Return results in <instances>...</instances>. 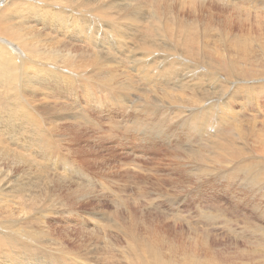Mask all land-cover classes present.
I'll list each match as a JSON object with an SVG mask.
<instances>
[{"label":"rangeland","instance_id":"374dc122","mask_svg":"<svg viewBox=\"0 0 264 264\" xmlns=\"http://www.w3.org/2000/svg\"><path fill=\"white\" fill-rule=\"evenodd\" d=\"M228 1L230 0H167L169 4L168 3L164 4V2H148L147 0H144V5L147 3V9H150V6L154 7L155 4L158 5L163 4L165 6L168 5L167 6L168 8L172 7L171 9L176 8L177 10H180L182 12V14L181 12L180 14L181 16H183L181 18L185 19V21L190 20L189 23L195 25L194 30L190 33H185L184 31H183L184 33L181 32L178 28L179 23L176 21H175L176 24L174 23V21L172 22L170 13L172 17L173 16L174 18L178 17V13L176 10H175V14L173 12H170L163 15L166 16L167 19H169L168 30L170 32L165 31L164 33H161V32H157L154 28H152V25L150 24L148 18V14L151 13L150 11L144 14V16H146V19L142 20L144 23L142 21L140 23H137L136 21H130V18L128 19L122 18V20L120 19V21L119 19L116 20L117 26L119 27L120 30L115 31L114 27L109 29L107 23H105L102 26V31L100 33V36L103 32L106 31L107 34L105 35H107L109 41H110L109 38L112 37L113 39L112 41L120 42L121 44L124 45V47H117V46L113 47V51L110 50L109 53H105L102 56V59H104L103 70L111 71L114 74L113 86H111L112 90L110 92L108 91V94H106L105 96L103 94H99L98 96L96 95V98H102L100 104L95 105L94 102H91L88 103L87 105H82L83 108H81L80 104L72 103V102L69 103V101L67 100L66 101L68 102V105L66 106L68 107L67 109H64L66 108L65 106L59 107L60 112L63 111V114L61 115L62 117L57 118L56 115L54 114V111L52 114L48 115V117L51 119L50 122L48 123V126H50L53 129L52 133H50L51 135L49 136L50 141L52 143H56L55 150H58L55 151L54 154L58 152L59 155L69 156L68 159L70 161L69 163L70 168L72 165H76L80 167L81 170L84 172L85 176L81 175L78 172H74V173L70 172L68 169H66V167H64L63 164L58 165V167L61 168L57 167V173L58 174L60 173L58 175L57 173L53 174L52 170L50 169L46 170V168L43 169L40 167L42 169L40 170L37 164H35L34 161L30 159L27 161L26 164H17L19 167H16L15 170L13 169V171L11 170L12 169L11 165L9 166L10 160L9 161L4 160L3 162H0V164H2L1 165L2 169H4L6 166L4 171L15 172L16 176L19 177L20 183L23 181L25 183L27 182V179L28 181L29 180L31 181L32 179L33 182L37 181L39 182V184L46 185L49 182H52L54 185H58L61 187L60 194L63 196L65 195L62 200L63 203H60V201L58 200L59 198L57 196V197H53V200L50 201H45V200L40 201L39 205L35 208L33 207L32 209V210L34 209L37 210L44 207L41 205H45V207L49 205L50 207L48 206V208H51L52 210L45 217V220L47 219L45 222L47 223L45 224L46 226L44 228L46 229L50 228L49 230L52 236H58L61 237L62 240H65L64 246L66 248L68 247L67 248L68 250L71 249L78 252L74 254L75 256H77L75 257L74 255H70V254L64 255L60 251L56 252V250L54 251V249H51L53 251L50 250L51 252L49 253H51L52 255L55 253L54 254L55 256L60 255L58 258L59 263L61 262V264H77L75 262L79 261L78 262L79 264L81 261L82 264H86L87 261V264H96V263L101 264L102 262H103L102 264H108L109 262H110L109 264H121L120 262H122V264H129L130 255H132V250L130 249V245L135 243L137 244L136 247H140L143 236L150 238L151 241H153L155 239L154 237L157 236L159 237L158 238L159 242L167 240L168 242H170L171 245L182 246L186 249H189L192 252H196V254L198 253L197 256H200L198 257L200 259H202V256L203 258L206 256L205 259L206 258L209 259L210 256L212 255L213 257L211 256V258L217 259L221 263H229L230 260H231V264H248L249 261H250L249 264L254 263L250 259L254 257L253 255H255V253L253 254L252 249L256 247V245H254L256 243H254L255 242L254 238L250 239L249 233H253L254 230L256 231L258 228L260 229L261 227H264V219H263L264 218V182L261 181L260 183L257 184L250 183L248 178H242L244 177L242 173H240L242 176L241 177L239 175L233 174L232 172H229V170L233 169L234 167L233 164H217L216 162H215L216 165L214 163H213L214 165L212 163H210V165L207 164L206 165V170H208V172H206L207 174L200 175L196 173L197 165H195L186 158V153L187 152L189 153V149L190 148L193 149L194 145L197 144L196 141L190 144L189 142H185L186 139H188V136L186 135V130H187L186 127L187 125L190 124L192 125L193 120H198L199 118H203V115H200L201 114L200 111H202V109L205 108V106L202 107L193 106L191 109H188L186 106L192 102L189 101L188 98L191 97L192 96L191 94L193 93V95L199 96L198 98L199 101L208 102L212 97L218 96L217 94H219L218 93L219 88L222 90L224 89V87L218 83L214 84L213 86V83H211L210 79H208L207 77L205 78L204 76L205 73L211 72L212 68H214L212 69L213 71L216 70L221 74V78L224 76L222 79H226V78L233 79L230 77H233L232 75L234 74L231 73L229 68L227 69L228 67L227 65H229V62L224 63L225 61H228V57L223 53L224 51H222L223 53L222 61L218 56L212 55L211 57V55L201 53L202 51L199 42H201L203 39L202 32H200L203 30L202 29L203 27H201L202 24L199 23V20L200 21H202V19L205 20L207 15L215 16L216 14L217 15L221 14L223 15V17L226 18L228 17L229 20H232L231 22H229L226 31L228 42L232 38V35L239 36L237 33L238 29L239 30L240 28L244 29V27L242 25H239L237 22L239 23L241 22L242 24L253 23L254 25H258L259 23L264 22V8H263L264 0H257V3L259 4L256 3V0L253 1L231 0L230 2ZM254 1L256 4H254ZM130 2L135 3L134 0H130ZM242 9L246 10L247 13ZM250 10L252 13L250 12ZM241 13L242 15H240ZM239 16L241 19L238 20ZM88 20L90 22L93 21L92 18ZM90 22H86V23L89 24ZM129 22L130 23L132 22V25ZM214 23L217 25L219 23L218 19H214ZM141 24L142 27L140 26ZM144 24H146V27H144L145 26ZM105 26L106 29H104ZM143 27L145 29L146 28L149 29L144 30ZM120 31H122V35H119ZM196 32H198L199 35L198 34L194 35ZM140 33L145 37L143 36L141 37ZM241 35L248 37L246 38L241 37L239 42L241 41L243 43H246V45H249L253 49V52L258 53L253 48L255 42H253L252 37H249L250 35H248V32L243 30L241 32ZM176 36L179 39L176 38ZM191 36H193V38ZM147 38H149L150 40H148ZM99 42H101V40L98 39V43ZM196 43H198L199 45L197 46ZM149 45L154 46L151 50L152 54L151 51L148 49ZM183 46L185 47L192 46V50L194 48L192 54L187 53ZM217 51L218 52L220 51V47H217ZM154 53L158 56H155ZM164 55L167 57H165ZM144 58L147 59V61L144 60ZM169 58L170 59L176 58L177 60L171 59V61H169L170 60ZM161 59H163V62ZM167 60L170 63V65L168 64L169 66L178 67L179 64H181V66L178 67L176 72V75H178L176 77L178 79L177 78H175L176 80L165 79L166 76L164 72H167V67H166L168 63ZM188 60L194 61L193 67H191L190 63H188ZM182 62H184V67L182 65ZM218 62L220 63L223 62L222 63L223 70L220 69L219 67L218 69L217 67L215 68V66L219 65ZM236 62L237 61H234L232 63L234 64ZM126 63L129 66L126 65ZM186 65H188V67L190 68L188 67H187L188 69L185 68ZM210 65H212L213 67H211V69L209 70L207 68L208 66L210 68ZM224 65L226 66V68L224 67ZM131 67L132 68L135 67V68L132 69ZM197 67H199L200 69H198ZM257 68H255V70ZM142 69H144V72H142L143 71ZM189 69H191V72H189L190 71ZM225 69L227 70L225 71ZM192 70H194L195 73L196 71H198L197 74L205 78L204 81L202 80L200 82V80L198 79L200 76L196 77L194 71L192 72ZM245 70L248 71L251 69L245 68ZM255 70L252 71L255 72ZM137 71L139 72L138 75L136 74ZM145 71H148V74ZM150 71L152 73H150ZM133 72L136 76V79L134 77V74L132 76ZM156 73L159 74L156 75ZM186 73L188 74V76L186 75ZM229 73H231L232 75H230ZM190 74L192 78L190 77ZM146 75L148 76L146 77ZM125 76L127 79H125ZM149 76L150 79L148 80ZM162 76L164 78H162ZM142 77L145 80H143ZM138 79L139 81H137ZM145 81L149 82V84L146 83ZM165 81H167L168 83ZM142 82L145 83V85L147 86H145ZM84 83H85L84 85H86V82ZM157 83L158 84L160 83L161 85L160 84L158 85ZM155 84L156 86L157 85L158 86L154 88ZM182 86L184 88H182ZM260 86L262 87L260 88ZM118 87H121L122 89L119 90ZM200 87L201 88L204 87L205 89L204 88L201 89ZM263 87L264 84L261 83H257L256 85L252 84L251 86L249 84L238 85V83L236 84L235 81L232 82L233 89L229 91L226 90L223 93L221 92L222 93L221 99L223 101H229L230 106L232 108L237 109L239 107L238 109H242L243 108L242 105H245L247 107L244 108L247 109L248 111L244 113L242 117L241 115L234 117L232 115L233 113H230L232 116L217 117L218 107L216 103L212 105L210 109L213 113L212 116L209 114L207 110V114H208L207 116L208 118H210L209 122L203 126L202 131L194 134L193 135L194 137L193 136L192 137L199 138L200 136L201 137L203 136L202 138L205 139L206 142H209L216 140L217 137L220 135H222L221 137H224L225 139L227 138L230 139V137L232 136L231 134H233V132H236V129L240 127L239 124L242 125L241 126L242 128H244L243 126H245V128L247 129L251 128L252 124H254L255 126L258 125L256 127H261L263 124L262 127H264ZM83 88L85 87L83 86ZM151 88L153 91L151 90ZM251 89L253 92L255 91L254 94L258 96L257 99L260 101L257 107L254 106L255 105L254 102H249L250 100L246 99L248 98L247 95L251 94L250 93L252 92ZM244 90L246 92H244ZM257 90L259 91L257 92ZM180 91L183 94L182 93L180 94ZM82 92L83 91L81 90L80 91L81 96H82ZM233 92L235 94L239 93L240 94V95L238 94L239 97L235 96ZM240 92L241 93L243 92L244 94L242 93L241 95ZM90 97L91 99L96 100L95 96L91 95ZM162 98H164V100H162ZM253 98L255 99V97ZM40 100L35 104L38 103L39 112L44 116L46 114L41 111L42 107L39 104ZM81 100L82 98L80 97L79 103ZM239 101L240 102L243 101L247 103L242 104V102L239 103ZM166 105L168 106V108ZM177 105L184 106L181 113H177L176 110L171 109V106H177ZM149 108H152L155 111L151 117H153V119L156 121H161L162 124L161 127H152L150 126V124L149 126L145 125L148 119L146 114ZM82 110H84L85 112L87 111L86 112L87 116L86 115L83 116V113H81ZM74 111L75 112L77 111L78 115L73 114ZM258 111L261 113H259ZM74 116H76V118ZM180 116L182 117L181 119L184 120L182 126H181V121L179 120ZM48 117L46 116V118ZM226 118L228 119L226 120ZM78 121L81 123V125L78 124L77 126L76 123H79ZM178 121H180V123L178 124V126H176V123ZM165 122L169 124L167 127H164ZM72 123H74L75 125ZM61 124L62 125L64 124L65 126L63 125L64 126L63 127ZM75 126H76L75 129L77 131L74 129ZM206 135L208 136L206 137ZM54 139H57V142ZM232 139L233 136L231 140ZM236 141H239L240 142V143L238 142L239 145L241 146L244 145V147L248 149L246 138L237 139ZM200 142L202 141H199L198 144ZM57 143H58V147H57ZM10 148H12L11 151H13V149L18 152L20 151L16 145H12V146L10 145ZM12 153L13 152H11V154ZM37 158H38L37 161L41 160L40 157ZM19 159L23 161L21 158ZM186 162L189 164H186ZM208 165L209 167H207ZM240 165L243 168L245 167L242 164ZM249 165H254V164H249ZM36 167H38L39 169ZM60 169L63 172H61ZM38 170L43 173L41 172L38 173L39 172ZM210 172L212 173V175ZM64 176H65V180H64ZM79 176L83 180L80 179ZM1 179L2 176L0 174V181L2 182ZM187 179L191 180V181L189 180L190 181L189 188H185L186 183L189 182ZM79 180L81 182H79ZM179 181L180 182L184 181L185 183L181 184ZM246 183L249 185L246 186L247 185ZM253 185L256 187H254ZM88 186L90 188L91 186L94 188L93 189L91 188V191L86 194V190ZM33 189L37 190L35 187H33ZM256 189L258 192L256 191ZM79 190L81 192H79ZM67 191L69 192V195ZM63 206H65V208ZM53 212L54 214H52ZM56 212H58L59 215H56L55 214ZM96 222H98V224H96ZM262 223L263 225H260ZM31 225L37 226V222L32 221ZM124 225L127 227L132 226L133 234H131V232H127L128 234H124L122 232ZM118 226H120L119 227L120 230H117ZM100 235L101 237H99ZM136 235L139 237H136ZM88 238H91L90 241ZM154 243L156 245L157 242L154 241ZM80 245L83 246L81 247ZM94 246L95 247L98 246L100 250L102 249L101 253L100 250H98V248H95ZM238 248L239 249L241 248L240 249L241 251ZM237 250L239 251L237 252ZM162 252H168V251H166L163 248ZM90 253H92L95 256H93ZM114 253L115 255H113ZM242 253L244 256L242 255ZM100 255L101 256L105 255V256L104 257L102 256L103 257L102 258ZM165 256L169 257V254ZM219 256L222 260L219 258ZM225 256H229V257H226L225 259ZM238 256L240 257L243 256V257L240 258ZM260 256H258V260L261 258V260L264 261V258ZM80 258L82 259L80 260ZM111 259H113V261ZM232 260H234V262ZM151 261H152L151 257H149L148 263ZM44 262H47V260H45L44 257L39 256L37 263L43 264ZM165 263L193 264V261L185 260L183 263L182 258L178 257L176 261L173 263L168 260L165 261ZM261 263L264 264V262L262 261Z\"/></svg>","mask_w":264,"mask_h":264},{"label":"bare ground","instance_id":"6f19581e","mask_svg":"<svg viewBox=\"0 0 264 264\" xmlns=\"http://www.w3.org/2000/svg\"><path fill=\"white\" fill-rule=\"evenodd\" d=\"M147 1L148 2H164V4L165 3L169 4V2H167V0H147ZM230 1H228V2H230ZM134 2L135 3H132V2H130V0H0V162H3L4 160L5 161L10 160L9 166L11 165V167H12L11 170L13 171V169L15 170L16 167H19L17 164H26L27 161L30 159V160L34 161V163L37 164V166L39 168L41 167L43 169L46 168V170L47 169L52 170L53 174L57 173L58 165L63 164L64 167H66V169H68L70 172H73V173L78 172L81 175H84V172L81 170L80 167H78L76 165H72L70 168V165H69L70 161L68 159L69 156L59 155L58 152H56L54 154V152L58 151V150H55L56 143H52L50 141L49 136L51 135L50 133H52L53 129L50 126H48V123L51 120L48 117V115L52 114L54 111V114L56 115L57 118L62 117L61 115L63 114V111L60 112L59 107L60 106L66 107L68 105V102H66L67 100L69 101V103L72 102V103L80 104L81 108H83L82 105H87L88 103H91V102H94L95 105L100 104L102 101V98H96V95L98 96L99 94H103L105 96L106 94H108V91L110 92L112 90L111 86H113L114 74L111 71L103 70V66H104L103 60L104 59H102V56L105 53H109L110 50L113 51V47H116V46L117 47H124V45L121 44L120 42L112 41L113 40L112 37L109 38L110 39V41H109L107 38V35H105V34H107L106 31L103 32L100 36V33L102 31V26L105 23H107L109 29L114 27L115 31H117V30H120L119 27L117 26V22H116L117 19H119V21H120V19L122 20V18L123 19L130 18V21H136L137 23H140L143 19H146V16H144V14H146V12L148 13L150 11L151 13L148 14V18H149L150 24L152 25V28H154L157 32H161V33H164L165 31L170 32L168 30L169 19H167L166 16H163V15L170 13V12H173L175 14V10H176L178 13V17H175V18H174V16L172 17L171 13H170V17L172 18V22L174 21L175 24H176V22L179 23L178 28L181 32L184 31L185 33H190L195 28L194 24L189 23L190 20L185 21V19L181 18V17H183V16H181L182 12L180 10H177L176 8L171 9L172 7L171 8L167 7L168 5L165 6L163 4L158 5V4L154 3L155 4L154 7L150 6V9H147V3L144 5V0H134ZM256 3H257V0H256ZM256 3L254 1V4H256ZM257 4H259V3H257ZM182 5H183V3H182ZM226 5H227V2H226ZM260 8H262V7H260ZM242 10H244V9H242ZM244 11L246 12V10H244ZM180 12H181V14H180ZM250 12H251V10H250ZM254 12H255V10H254ZM240 15H242V13ZM257 15H258V13H257ZM91 18L93 20V21L91 20L92 22H90L88 20ZM242 18H243V16H242ZM214 19H218L219 23L217 25L214 23ZM239 19H241L240 16H239L238 20ZM161 21H162V23H161ZM231 21L232 20H229L228 17L227 18L223 17V15H221V14H219V15L216 14L215 16L207 15L205 20L204 19H202V21L199 20V23L202 24L201 27H203L202 28L203 30L200 31V32H202V38H203L202 41L199 42V44L201 46V51H202V52L201 51L200 52L202 54L211 55V57H212V55L218 56L221 61H222V57H223V53H224V55H226L228 57V61L224 62V60H223V62L224 63L229 62V65H227L228 66L227 69L229 68L231 73L232 74L234 73V74L232 75L231 73H229L230 75L233 76L230 78H233V79H228V78L222 79L224 76L221 78V74L218 71H216V70L213 71L212 69H214V68L211 69V67H213L212 65H210V68H209V66H208V68L206 66L207 69H209V70L211 69V72L205 73V75H204L205 78L207 77L208 79H210L211 83H213V86H214V84L218 83V84L222 85L225 90L223 89L224 90L223 91L222 89L219 88V92L217 91L219 93V94H217L218 96L212 97L208 102L199 101V99H198L199 96L193 95V93L191 94L192 95L191 97L187 96V97H189L188 100L192 101L189 105L186 106L188 109H191L193 106H195V107L205 106V108H203L202 111H200V113H201L200 115H203V118H199L198 120H193V124L187 125V127H186L187 130L185 129L186 135L188 136V139H186L185 142H189V144H190V143H193L194 141H196V143H197L196 145H194L193 149L192 148L189 149V153L188 152L186 153V158L189 161H191L192 163H194L195 165H197L196 173H198L200 175L207 174L206 173V172H208V170H206L207 164H209V165H210V163L215 164V162L217 164H233L234 167H233V169H231V166H230L231 170H229V172H232L233 174L239 175V176H241L240 173H242L244 175V177L241 176L242 178H248L250 183H256L257 184V183H260L261 181L264 182V166H263V164H264V127H262L263 124L261 127H256L258 125L255 126L254 124L251 123L252 126H251V128H248V129L245 128V126H243L244 128H242L241 127L242 125L239 124L240 127L238 129H236V132H233V134H231L233 136L232 140H231L232 136L230 137V139L229 138L225 139L224 137H221L222 135L218 136L216 140L209 141V142H206V140L202 138L203 136L202 137L200 136L199 138H197L195 136L196 138H193L194 137L193 135L202 131L203 126L209 122L210 118H208V116H207L208 115L207 110H208L209 114L212 116L213 113L210 109H211L212 105H214L216 103H217V107H218L217 117H223V116L227 117V116H232V115L234 117L241 115V117H242L243 114L248 111L247 109L244 108V107H247L245 105H242V107H243L242 109H238L239 107L236 109V108H232L230 106L229 101H223L221 99V94L223 92H225L226 90L229 91V90L233 89L232 88V82L235 81L236 84L238 83V85L239 84H242V85L243 84H249L251 86H252V84L256 85L257 83L264 84V64H263V62H264V22L259 23L258 25H254L253 23L242 24L241 22L240 23L237 22L239 25H242L244 27V29H242V28H240V30L238 29L237 33L239 36H233L232 35V38L228 42V39L226 36V31H227L229 22H231ZM86 22H90V23L87 24ZM243 22H244V20H243ZM130 24L132 25V22ZM144 25L143 26L146 27V24H144ZM140 26L142 27V24ZM141 27H140V29H141ZM104 29H106V26ZM127 29H128V27H127ZM146 29H149V28H146ZM146 29L144 28V30H146ZM176 29H177V27H176ZM196 29H198V28H196ZM173 30H174V28H173ZM243 30L247 31L248 35H250L249 37L253 38V42H255L253 48L259 54L253 52V49L249 45H246V43H243L241 41L239 42L241 37H245V38L248 37V36L241 35V32ZM127 32H129V31H127ZM171 32H173V31H171ZM137 33H139V32H137ZM215 33H216V35H215ZM197 34H198V32H196L194 35H197ZM119 35H122V31L119 32ZM142 36L143 35L141 34V37ZM143 37H145V36H143ZM169 37H170V35H169ZM179 37H181V36H179ZM191 37L193 38V36H191ZM140 38H138V39H140ZM176 38H178V37L176 36ZM98 39L101 40V42L98 43ZM147 39L150 40L149 38H147ZM120 40H121V38H120ZM192 41H190V42H192ZM133 42H131V43H133ZM202 42H203V45H202ZM186 44H188V43H186ZM199 44L196 43L197 46ZM135 46H136V44H135ZM202 46H203L204 50L202 49ZM153 47H154L153 45H149L148 49L151 51ZM183 47L185 48L187 53L192 54V51L194 50V48L192 50V46H188V47L183 46ZM217 47H220L219 52L217 51ZM144 51H147V50H144ZM222 51H224V52L222 53ZM160 52H161V50H160ZM195 53H196V51H195ZM151 54H152V51H151ZM155 56H158V55L155 54ZM165 57H167V56H165ZM149 59H150V57H149ZM154 59H155V57H154ZM171 59H173V58H171ZM171 59L169 61H171ZM175 59H173V60H175ZM144 60L147 61V59H145V58H144ZM157 60H158V58H157ZM161 60L163 62V59H161ZM169 61L166 65L167 72H164L166 77L164 75L163 76L167 80H171V79L173 80V79L177 78L176 76H178V75H176V72H177L178 67L181 66V64H179L178 67L169 66L170 65ZM180 61H182V60H180ZM203 61H205V60H203ZM234 61H237V62L233 64L232 62H234ZM172 62H174V61H172ZM129 63H131V62H129ZM188 63L191 64V67L194 66L193 65L194 61L188 60ZM218 63H219V65L215 66V68L217 67V69H218V67H219L220 69H222V63H220V62H218ZM126 65H128V64L126 63ZM175 65H176V63H175ZM182 65L184 67V62H182ZM168 66H169V68H168ZM199 66H200V64H199ZM187 67H188V65L185 66V68H187ZM224 67L226 68L225 65H224ZM257 67H259V68H257ZM133 68H135V67H133ZM188 68H190V67H188ZM197 68L200 69L199 67H197ZM245 68H248L251 70L246 71ZM255 68H257V69L255 70ZM227 69H225V71ZM258 69H261V70H258ZM142 70L141 71L144 72V69H142ZM189 70H190L189 72H191V69H189ZM252 70H255V72ZM115 71H117V70H115ZM193 71L194 70H192V72ZM145 72H147V74H148V71H145ZM189 72H188V74H189ZM197 72L198 71H196V73H195V71H194L196 77L200 76L198 78L200 80V82L202 80L204 81L205 78H203L201 75L197 74ZM207 72H208V70H207ZM150 73H152V72L150 71ZM133 74H134V72L132 73V76H133ZM136 74L138 75L139 72L137 71ZM158 74L156 73V75H158ZM179 74H181V73H179ZM188 74L186 73L187 76H188ZM191 74H190V77L192 78ZM226 75H227V72H226ZM119 76H120V74H119ZM147 76L148 75H146V77ZM160 76H161V74H160ZM163 76H162V78H164ZM127 77H128V75H127ZM134 77L136 79L135 74H134ZM131 78H128V79H131ZM125 79H127L126 76H125ZM142 79H143V77H142ZM149 79H150V76H149L148 80ZM179 79H180V77H179ZM183 79H184V76H183ZM121 80H122V78H121ZM143 80H145V79H143ZM137 81H139V79ZM84 82H86V85H84L85 84ZM134 82H136V81H134ZM165 82H167V81H165ZM146 83L149 84V82H146ZM143 84L145 85V83H143ZM142 85H140V86H142ZM83 86L85 88H83ZM140 86H138V87H140ZM145 86H147V85H145ZM157 86L155 84L154 88ZM170 86H171V84H170ZM262 86H260V88ZM182 88H184V87L182 86ZM202 88H204V87H202ZM118 89L121 90L122 88L118 87ZM81 90L83 91L82 96L80 95ZM151 90H152V88H151ZM167 90H169V89H167ZM180 90H181V88H180ZM246 90H248V89H246ZM263 90H264V87H263ZM251 91H252V89H251ZM258 91L259 90H257V92ZM244 92H246V91L244 90ZM254 92L253 91L250 92L251 94L250 95L248 94L247 95L248 98H246V99L250 100L249 102H254V104H255L254 106L257 107L259 105L260 101L257 99L258 96H256V94H254ZM173 93H175V92H173ZM181 93L182 92L180 91V94ZM242 93H241V95H242ZM260 93H262V92H260ZM123 94H125V93H123ZM153 94H152V96H153ZM238 94L234 93L235 96L239 97L240 94L239 95ZM91 95L95 96L96 100L91 99V97H90ZM231 95H232V93H231ZM80 97L82 98V100L79 103ZM231 97H233V96H231ZM253 97H255V99ZM40 98H41V100H40ZM164 98H162V100H164ZM252 99H254V100H252ZM39 100H40L39 104L42 107L41 111L46 114L44 116L39 112L38 103L35 104ZM243 100H245V99H243ZM232 101H233V99H232ZM179 102H180V100H179ZM241 102H242V104L247 103V102L245 103L243 101H241ZM241 102L239 101V103H241ZM156 107H157V105H156ZM67 108L68 107H66L64 109H67ZM167 108H168V106H167ZM183 108H184L183 105L171 106V109L176 110L177 113H181ZM259 111H261V110H259ZM86 112L84 110H82L81 113H83V116H85V115L87 116ZM154 112L155 111L152 108L148 109V112L146 114L148 119H147V122L145 125L149 126V124H150V126H152V127H161L162 126L161 121H156L153 119V117H151L152 114H154ZM230 113H233V114L231 115ZM259 113H261V112H259ZM73 114L78 115L77 111L76 112L74 111ZM163 115H164V113H163ZM46 116L48 118H46ZM159 116H162V115H159ZM74 117L76 118V116H74ZM155 118H157V117H155ZM181 118L182 117L180 116L179 120L181 121V126H182V123L184 122V120ZM70 119H71V117H70ZM227 119L228 118H226V120ZM77 120H79V119H77ZM163 120H164V118H163ZM75 121H76V119H75ZM180 121H178L176 123V126H178ZM72 124H74V123H72ZM76 124H77V126H78V124L81 125L80 122L76 123ZM82 124H83V122H82ZM168 125L169 124L165 122L164 127H167ZM231 126H232V124H231ZM75 128H76V126L74 127V129ZM229 131H230V129H229ZM68 134H70V133H68ZM208 135H206V137ZM223 135H225V134H223ZM244 138H246L248 149H246L244 147V145L243 146L239 145L238 144L239 141H236L237 139H244ZM74 139H76V138H74ZM54 140H56V142H57V139H54ZM187 140H189V141H187ZM199 141H202V142H200L198 144ZM10 145L11 146L16 145L20 151L18 152L14 149H13V151H11L12 148H10ZM61 146H63V145H61ZM57 147H58V143H57ZM65 149H66V147H65ZM11 152H13L12 153L13 155L11 154ZM60 152H62V151H60ZM37 157H40L41 160L37 161V159H38ZM19 158H21L23 161H21ZM73 163H74V161H73ZM186 164H189V163L186 162ZM240 164L244 165L245 167L244 168L241 167ZM249 164H254V165H249ZM1 165L2 164H0V174L2 176V179H1L2 182L0 181V264H38L37 260H38L39 256H42V257H44L45 260H47V262H44L43 264H61V262L59 263V259H58L60 255L55 256L54 255L55 253L52 255L51 253H49V252L53 251L51 249H54V251L56 250V252L60 251L64 255L65 254L74 255L75 253H78L75 250H71V249L68 250L67 249L68 247L66 248L64 246L65 240H62L61 237L52 236V234H50V230H49L50 228L49 229L44 228L46 226L45 224L47 223V222H45L47 220V219L45 220V217L52 210L51 208H48L49 205L46 207H45V205H41L44 207H42L41 209L32 210L33 207L35 208L39 205L40 201H42V200L43 201L44 200L50 201V200H53V197H57V196L59 198L58 200L60 201V203H63L62 200H63V197L65 195L63 196L60 194L61 193V190H60L61 187L58 185H54L52 182H49V181H48L49 183L46 185L39 184V182H37V181L33 182L32 179H31V181L30 180L28 181V179H27V182L24 183V181H23L20 183L19 177L16 176L15 172L4 171L6 166L4 165L5 168L2 169ZM209 165L207 167H209ZM38 167H36V168H38ZM41 168H40V170H42ZM58 168H61V167H58ZM46 170H44V171H46ZM18 172H20V171H18ZM40 172L41 171H39L38 173H40ZM61 172H63V171L61 170ZM64 172H66V171H64ZM41 173H43V172H41ZM211 175H212V173H211ZM40 176H43V175H40ZM77 179H78V177H77ZM80 179H82V178L80 177ZM64 180H65V176H64ZM93 181H94V179H93ZM190 181L188 183H186L185 188L190 187V184H189ZM79 182H81V181L79 180ZM99 183H101V182H99ZM180 183L182 184L185 182L183 181ZM74 184H75V182H74ZM81 185H83V184H81ZM248 185L249 184H247L246 186H248ZM33 187H35L37 190H34ZM254 187H256V186H254ZM91 188L93 189L94 187L91 186ZM91 188L89 186L87 187L86 194L91 191ZM106 188H107V186H106ZM256 191H257V189H256ZM79 192H81V191L79 190ZM68 195H69V192H68ZM79 196H80V194H79ZM114 198H116V197H114ZM84 201H85V199H84ZM63 207L65 208V206H63ZM56 209H59V208H56ZM199 211H200V209H199ZM181 212H182V210H181ZM52 214H54V212ZM55 214L59 215L58 212H56ZM207 215H208V213H207ZM137 220H138V218H137ZM32 221H36L37 226L31 225ZM91 222H93V221H91ZM93 224H95V223H93ZM96 224H98V222H96ZM100 224H101V222H100ZM125 225L123 227L122 232L124 234H128L127 232H131V234H133L132 226L127 227ZM260 225H263V223ZM120 226H122V225H120ZM120 226H118L117 230H120L119 229ZM116 227H117V225H116ZM227 230H228V228H227ZM151 232H152V230H151ZM252 232H253V230H252ZM139 236H140V234H139ZM139 236L136 235V237H139ZM70 237H72V236H70ZM85 237H87V236H85ZM99 237H101V235ZM249 237H250V239L254 238L255 239L254 243H256V244H254V245H256V247H254V249L251 248L253 250V254L255 253V255H253L254 256L253 258H251V259L249 258V259L252 262H254L252 264H262L261 261L262 262H264V261L261 260V258L258 260V256L263 255L260 257L264 258V227H261L260 229L258 228L256 231L254 230L253 233H249ZM154 238L155 239L153 241H151L150 238L143 236L142 241H141L142 243H141L140 247H136L137 244H135V243L130 245V249L132 250V255H130L129 264H166L165 261L168 260V261H171L173 263L176 261V259L178 257L182 258L183 263L185 260H192L193 264H229V263L231 264V260L229 263H221L217 259L211 258L212 255L210 256L209 259H207V258L205 259L206 256L203 258L202 254H201L202 259H203L202 260V259L198 258L200 256H197L198 253L196 254V252H192L189 249H186V248L179 246V245H171L170 242H168L167 240L162 241L160 239L162 242H159V240H158L159 237H157V236H155ZM68 239H71V238H68ZM88 239L90 241L91 238H88ZM154 241L157 242L156 245H155ZM133 242H134V239H133ZM80 246H78V247H80ZM251 247H253V246H251ZM85 248H86V246H85ZM95 248H98V246ZM163 248L168 252H162ZM255 248H256V251H255ZM48 249H49V251H48ZM98 250H100V248H98ZM101 250H100V253H101ZM206 250H207V248H206ZM239 250H237V252ZM111 251H112V249H111ZM124 251H125V249H124ZM96 252H97V250H96ZM248 252H249V249H248ZM261 253H263V254H261ZM90 254H92V253H90ZM168 254H169V257L165 256ZM113 255H115V253ZM214 255H216V254H214ZM242 255H243V253H242ZM93 256H95V255H93ZM243 256H241V257H243ZM75 257H77V256H75ZM149 257H151L152 261L148 263ZM226 257H229V256H225V259H226ZM238 257H240V256H238ZM66 258H68V257H66ZM219 258H220V256H219ZM232 258H234V257H232ZM64 259H65V257H64ZM69 259H70V257H69ZM81 259L82 258H80V260ZM86 259H88V258H86ZM78 260H79V258H78ZM111 260L113 261V259H111ZM232 261L234 262V260H232ZM78 262H75V263L78 264ZM80 263H81V261H80ZM120 263L122 264V262H120ZM242 263H243V261H242ZM249 263H250V261H249ZM86 264H87V261H86Z\"/></svg>","mask_w":264,"mask_h":264}]
</instances>
